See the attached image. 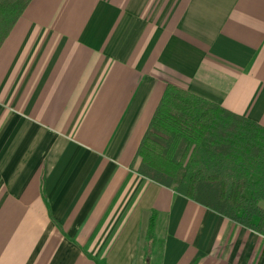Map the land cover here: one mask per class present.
Segmentation results:
<instances>
[{
    "label": "crops",
    "instance_id": "1",
    "mask_svg": "<svg viewBox=\"0 0 264 264\" xmlns=\"http://www.w3.org/2000/svg\"><path fill=\"white\" fill-rule=\"evenodd\" d=\"M264 127V0H30L0 45V264H264V237L129 168L165 84Z\"/></svg>",
    "mask_w": 264,
    "mask_h": 264
},
{
    "label": "trees",
    "instance_id": "2",
    "mask_svg": "<svg viewBox=\"0 0 264 264\" xmlns=\"http://www.w3.org/2000/svg\"><path fill=\"white\" fill-rule=\"evenodd\" d=\"M29 1L0 0V45ZM129 168L264 237L263 126L167 83Z\"/></svg>",
    "mask_w": 264,
    "mask_h": 264
}]
</instances>
